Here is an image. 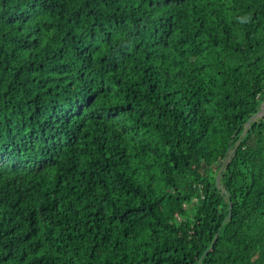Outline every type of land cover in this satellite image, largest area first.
Returning <instances> with one entry per match:
<instances>
[{
  "label": "trees",
  "instance_id": "1",
  "mask_svg": "<svg viewBox=\"0 0 264 264\" xmlns=\"http://www.w3.org/2000/svg\"><path fill=\"white\" fill-rule=\"evenodd\" d=\"M0 264H264V0H0Z\"/></svg>",
  "mask_w": 264,
  "mask_h": 264
}]
</instances>
